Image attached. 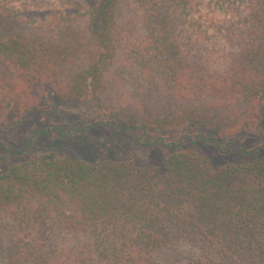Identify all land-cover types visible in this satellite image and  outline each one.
Here are the masks:
<instances>
[{
  "label": "trees",
  "instance_id": "obj_1",
  "mask_svg": "<svg viewBox=\"0 0 264 264\" xmlns=\"http://www.w3.org/2000/svg\"><path fill=\"white\" fill-rule=\"evenodd\" d=\"M21 1L0 0V129L53 96L143 134L254 125L264 0H74L35 21ZM0 217L19 227L4 264H164L177 245L199 251L196 264H264V163L213 169L185 151L139 168L45 153L0 174ZM45 232L90 241L45 245Z\"/></svg>",
  "mask_w": 264,
  "mask_h": 264
},
{
  "label": "rangeland",
  "instance_id": "obj_2",
  "mask_svg": "<svg viewBox=\"0 0 264 264\" xmlns=\"http://www.w3.org/2000/svg\"><path fill=\"white\" fill-rule=\"evenodd\" d=\"M73 1L22 0L23 17L31 21L43 19L70 8ZM95 121L89 102L48 98L40 110L25 114L9 129H0V174L14 164L45 153L88 164L131 162L139 168L162 167L169 155L185 151L204 156L213 169L264 163V94L259 96L252 128L229 136L196 125L143 134L137 128L118 129L108 125L110 121L94 124ZM18 229L11 219L0 217V264L9 258ZM44 236L45 245L50 241L56 246L71 247L90 241L83 233L56 239L46 232ZM201 256L190 246L177 245L164 251L158 260L164 264H196L203 261Z\"/></svg>",
  "mask_w": 264,
  "mask_h": 264
}]
</instances>
